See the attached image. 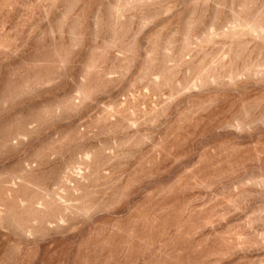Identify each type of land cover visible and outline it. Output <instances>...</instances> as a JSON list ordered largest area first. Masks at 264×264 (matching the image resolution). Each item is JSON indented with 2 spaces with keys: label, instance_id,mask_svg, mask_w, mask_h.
<instances>
[{
  "label": "rangeland",
  "instance_id": "rangeland-1",
  "mask_svg": "<svg viewBox=\"0 0 264 264\" xmlns=\"http://www.w3.org/2000/svg\"><path fill=\"white\" fill-rule=\"evenodd\" d=\"M252 25L264 0H0V264H264Z\"/></svg>",
  "mask_w": 264,
  "mask_h": 264
},
{
  "label": "bare ground",
  "instance_id": "bare-ground-1",
  "mask_svg": "<svg viewBox=\"0 0 264 264\" xmlns=\"http://www.w3.org/2000/svg\"><path fill=\"white\" fill-rule=\"evenodd\" d=\"M253 26V25H252ZM251 26V28H250V30H248L249 32H250V34H256L257 36L258 35H262V36H264V30H259V28H256V27H252ZM233 32V31H232ZM248 32V33H249ZM247 33V32H246ZM237 36V35H236ZM261 36H259V38H260ZM262 38V37H261ZM204 77V76H203Z\"/></svg>",
  "mask_w": 264,
  "mask_h": 264
}]
</instances>
